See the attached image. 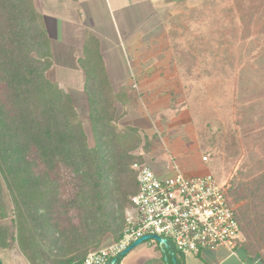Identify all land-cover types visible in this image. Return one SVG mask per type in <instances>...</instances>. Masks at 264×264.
<instances>
[{
	"label": "trees",
	"instance_id": "obj_1",
	"mask_svg": "<svg viewBox=\"0 0 264 264\" xmlns=\"http://www.w3.org/2000/svg\"><path fill=\"white\" fill-rule=\"evenodd\" d=\"M77 63L93 146L72 97L46 78L51 43L34 1L0 0V251L15 245L27 264H83L107 234L119 241L138 193L132 166L155 146L154 136L116 127L124 99L90 34ZM228 193L242 250L264 259V172ZM143 264L185 263L167 250Z\"/></svg>",
	"mask_w": 264,
	"mask_h": 264
},
{
	"label": "rangeland",
	"instance_id": "obj_2",
	"mask_svg": "<svg viewBox=\"0 0 264 264\" xmlns=\"http://www.w3.org/2000/svg\"><path fill=\"white\" fill-rule=\"evenodd\" d=\"M186 18L185 25L176 21L179 24L170 27L173 62L183 82L180 92L193 115L200 155L207 158L202 169L229 192L233 184L245 185L264 172V0H199L187 10ZM63 61L68 64L62 65ZM53 62L55 68L49 69L46 78L72 97L93 146L86 95L83 99L79 96L77 84L66 88L67 75L61 68H69L68 59L53 53ZM137 88L132 90L138 93ZM130 97L115 105L119 130L129 127L128 112L136 105L134 96ZM136 98L144 100L139 94ZM138 104L145 107L144 101ZM157 142L154 138L155 146ZM148 153H144V162V157H150ZM131 211L127 208L124 218ZM114 242L107 234L99 248ZM246 244L247 237L240 229L236 247L242 249ZM259 255L263 257L264 251ZM0 258L3 264H27L15 245L1 250ZM134 262L132 258L125 260L126 264Z\"/></svg>",
	"mask_w": 264,
	"mask_h": 264
},
{
	"label": "crops",
	"instance_id": "obj_3",
	"mask_svg": "<svg viewBox=\"0 0 264 264\" xmlns=\"http://www.w3.org/2000/svg\"><path fill=\"white\" fill-rule=\"evenodd\" d=\"M33 1L51 43L50 70L55 68L53 53L69 61V68H61L62 74L67 75L65 83L68 81L67 86L63 85L72 89L77 84L78 94L83 99L84 76L77 60L86 35H92L98 41L111 89L121 92L124 103L132 95L136 99L137 106L128 112L130 122L126 125L138 129L147 138L154 136L157 140L160 134L165 140V147L157 142L148 153L150 157H144L145 164L159 177L170 175L167 167L171 154L184 175H205L202 165L207 160L202 161L205 156L200 155L193 115L180 92L183 82L173 62L175 53L170 37V27H174L176 21L185 25L187 10L199 0ZM133 83L138 93L132 90ZM138 94L144 99L145 107L138 104L143 103L136 98ZM148 250H152V254ZM160 255L153 245H143L133 249L125 260L132 258L134 264H143ZM182 258L185 264H264V259L249 256L238 247L229 251L220 246L198 256L182 255Z\"/></svg>",
	"mask_w": 264,
	"mask_h": 264
},
{
	"label": "built area",
	"instance_id": "obj_4",
	"mask_svg": "<svg viewBox=\"0 0 264 264\" xmlns=\"http://www.w3.org/2000/svg\"><path fill=\"white\" fill-rule=\"evenodd\" d=\"M133 83V88H136ZM158 142L165 147L164 138ZM207 158L203 157L202 161ZM138 193L131 198V213L119 241L90 251L83 264H126L121 253L137 239L149 235L140 245L154 246L162 254L169 250L183 256H198L220 246L233 251L240 234L227 188L210 175L189 177L183 174L176 158L168 155L170 175L159 177L145 163L132 166ZM139 245V246H140ZM135 249V248H134Z\"/></svg>",
	"mask_w": 264,
	"mask_h": 264
},
{
	"label": "water",
	"instance_id": "obj_5",
	"mask_svg": "<svg viewBox=\"0 0 264 264\" xmlns=\"http://www.w3.org/2000/svg\"><path fill=\"white\" fill-rule=\"evenodd\" d=\"M149 239L155 240L158 244H162L163 246L167 245V241L163 238H160L158 236H143L136 241H134L129 247H127L122 253L121 256H126L128 253H130L134 248L138 247L142 242L147 241ZM166 259V258H165ZM1 264V262H0Z\"/></svg>",
	"mask_w": 264,
	"mask_h": 264
}]
</instances>
